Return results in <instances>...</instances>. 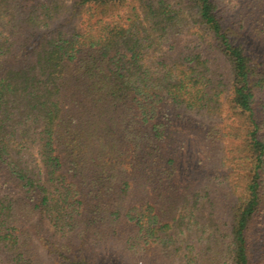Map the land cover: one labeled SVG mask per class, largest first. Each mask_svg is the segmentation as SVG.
Masks as SVG:
<instances>
[{
    "label": "trees",
    "instance_id": "1",
    "mask_svg": "<svg viewBox=\"0 0 264 264\" xmlns=\"http://www.w3.org/2000/svg\"><path fill=\"white\" fill-rule=\"evenodd\" d=\"M239 1L0 0V264H264V0Z\"/></svg>",
    "mask_w": 264,
    "mask_h": 264
},
{
    "label": "rangeland",
    "instance_id": "2",
    "mask_svg": "<svg viewBox=\"0 0 264 264\" xmlns=\"http://www.w3.org/2000/svg\"><path fill=\"white\" fill-rule=\"evenodd\" d=\"M223 1L230 10L236 9L240 3L239 0ZM172 43L175 45V50H171L169 55H173L176 51L187 49L191 44V41L189 37H181L173 40ZM122 258L124 259L125 264H177L166 260L161 255L154 254L152 249H149L146 253L138 254L137 256H133L130 253H127L126 255L123 254Z\"/></svg>",
    "mask_w": 264,
    "mask_h": 264
}]
</instances>
